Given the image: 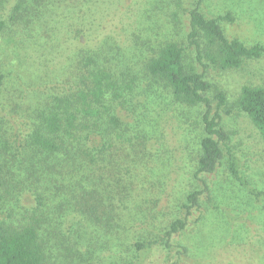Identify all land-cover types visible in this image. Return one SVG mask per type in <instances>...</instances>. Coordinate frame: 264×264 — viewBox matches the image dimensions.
Here are the masks:
<instances>
[{"label": "trees", "instance_id": "1", "mask_svg": "<svg viewBox=\"0 0 264 264\" xmlns=\"http://www.w3.org/2000/svg\"><path fill=\"white\" fill-rule=\"evenodd\" d=\"M118 2L5 0L10 9L0 10V33L15 28L24 48L0 64V264H48V252L74 261L65 240L72 250L94 241L115 256L168 247L193 211L199 220L202 194L219 207L208 175L223 158L237 186L255 198L262 194L227 144L224 92L210 97L204 70L184 64L178 41H152L149 23L159 10L172 19L183 12L202 69L239 68L264 57V46L227 38L219 20L229 15L205 17L201 0ZM46 18L56 45L45 34L30 36ZM235 106L259 131L254 149L264 162V86L242 85ZM197 107L195 116L186 112ZM185 115L192 116L187 124ZM166 126L181 141H166ZM168 186L178 187L175 196L166 194L183 216L162 231L147 202L157 206L155 192Z\"/></svg>", "mask_w": 264, "mask_h": 264}, {"label": "rangeland", "instance_id": "2", "mask_svg": "<svg viewBox=\"0 0 264 264\" xmlns=\"http://www.w3.org/2000/svg\"><path fill=\"white\" fill-rule=\"evenodd\" d=\"M122 1L124 3L118 2L119 7H123L130 0ZM191 1L193 0H183L185 6ZM6 5L8 3H5V0H0L1 11L10 9ZM200 10L205 17L229 15L230 20H219L227 38H236L248 46L254 43L264 46V0H201ZM167 15L168 10H159L152 16L153 19L149 23L152 29V41L155 39L157 45L168 39L178 41L184 46V64L196 71L204 70V78L212 85L207 94L213 97L217 89L224 92L221 124L230 136L227 144L237 153L242 174L254 188L261 190L262 194L255 198L237 186L228 174L226 159L223 158L217 173L208 175L213 201L219 207H212L202 194L199 200L202 209L199 220H196L198 212L193 211L188 216L189 224L186 228L170 237V246L152 244L151 248L137 250L135 253L128 251L121 256H115L117 254L112 255L108 249L94 241L77 250L76 248L72 250V245L62 240L69 254L76 252V259L66 262L67 256L48 252V264H137L138 260H141L142 264H264V162L254 149V140L261 144V136L246 114L235 106V100L242 85L264 86V57L243 61L241 67L235 69L219 70L212 64L202 69V65L196 58L194 46H189L187 42L186 16L183 12L175 19ZM54 28L55 26L52 23L49 24L46 18L44 28L32 30L36 37L26 31L21 30V32L24 37L32 36L33 38L45 34V41H49L47 44L56 45V40H51L53 34L51 32ZM14 30L15 28L11 29L7 26L0 33V64L8 59L7 55H18V51L24 49L21 48L22 43L17 36L19 31L16 34ZM28 34L31 35L27 36ZM20 54L25 56L22 52ZM202 61L206 63V60L202 59ZM199 109L201 110V107ZM197 110L198 107L197 109L188 108L186 112L188 114L191 112L195 116ZM191 118V115H185L183 121ZM185 123L187 124L186 121ZM157 127L155 129L157 132L163 131L161 125ZM164 133L165 140L172 144L176 143L175 140L181 141L180 133L176 129L169 130L166 126ZM152 142L153 140L148 141L147 145ZM148 148L150 149L151 146ZM175 153L180 154V151L176 150ZM171 176H177V174L173 172ZM171 182L173 185L176 184V180L172 177ZM182 186L183 182L179 189ZM164 189L166 191L155 192L157 206L147 202L151 207L150 214H156L157 221L163 228L162 231L171 220L183 216L182 211L171 206L166 194L168 192L169 195L175 196L178 187L176 190L170 189L169 186ZM152 191L154 193V190ZM147 220L152 221L150 218ZM178 245L185 247L182 254L177 253V249H182Z\"/></svg>", "mask_w": 264, "mask_h": 264}]
</instances>
